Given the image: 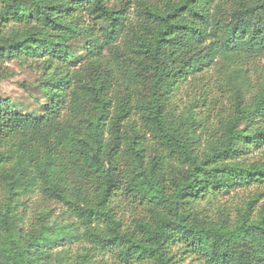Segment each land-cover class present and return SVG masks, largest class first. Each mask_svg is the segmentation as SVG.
Instances as JSON below:
<instances>
[{
	"label": "trees",
	"instance_id": "obj_1",
	"mask_svg": "<svg viewBox=\"0 0 264 264\" xmlns=\"http://www.w3.org/2000/svg\"><path fill=\"white\" fill-rule=\"evenodd\" d=\"M10 63L0 264H264V0H0Z\"/></svg>",
	"mask_w": 264,
	"mask_h": 264
},
{
	"label": "rangeland",
	"instance_id": "obj_2",
	"mask_svg": "<svg viewBox=\"0 0 264 264\" xmlns=\"http://www.w3.org/2000/svg\"><path fill=\"white\" fill-rule=\"evenodd\" d=\"M11 75L7 78L0 79V92L13 99L19 100L23 107L32 109L39 108L33 97H38V92L32 89V83L35 76L26 70H20L15 64H8ZM24 82L28 84L29 92H25L19 83ZM30 93V94H29Z\"/></svg>",
	"mask_w": 264,
	"mask_h": 264
}]
</instances>
